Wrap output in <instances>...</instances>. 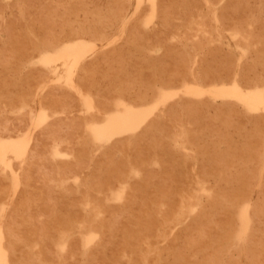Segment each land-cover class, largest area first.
<instances>
[{"label":"bare ground","instance_id":"obj_1","mask_svg":"<svg viewBox=\"0 0 264 264\" xmlns=\"http://www.w3.org/2000/svg\"><path fill=\"white\" fill-rule=\"evenodd\" d=\"M32 1L33 0L29 1V3ZM40 1H39V3H40ZM44 1H46V0H44ZM59 1H56V3ZM64 1H66V0H63V2ZM82 1H84V0H82ZM93 1H91V2H93ZM108 1H110V0H108ZM113 1H115L113 3H116V6L113 3H108V4L106 3V4L108 6L110 4H113L115 9L112 10L113 12L110 11V13H112V15H114L115 18L118 19V17H121L125 14V13L123 14V10H124L123 8H125L124 6H126L127 3L124 0H120V3L117 2L116 0H113ZM136 1L138 2L137 4H140L138 6L140 8L141 3H143L144 1L143 0H136ZM221 1H224L223 5L217 8L216 4L217 3L219 4V2H221ZM11 2H10V4H11ZM50 2H51L50 4L52 5V0H50ZM71 2L72 1H70L69 3H71ZM74 2H75V0H74ZM124 2L126 3V5H124ZM130 2H131V0H130ZM147 2L149 3L150 8H151V14L150 15L149 14L144 15L145 17L146 16H148V17H146V19L144 17L145 24L142 23L143 24L142 26H146V25L148 26V24L153 23L152 21L154 20L155 17L166 18V20H167L169 16H172V17L174 16L171 14H173V12L176 10V12H178V15L184 17L183 19H181V21L182 20L184 21L185 18H186L185 20H187V18H195V17L201 18V21H202V18H203V20H206V19H204L206 17H207V20H208V17H211L210 19L214 18V20H218L220 18L230 19L231 21L234 20L233 21L234 23L231 24V28L233 27L232 29H234V34H231L232 29L229 30V28L226 27V28H228L229 35L231 34L230 37L232 39H233V35H237V34H239V32H241L240 29L244 25L243 24L244 21H242V20H246V19L256 20V18H260V17L264 16V14L262 12L256 13V14L251 13L248 9L249 8L248 4H247L248 1H245V0H165L166 4L163 3L164 0L163 1L161 0V2H159V0H147ZM147 2H146V4H148ZM14 3H16V2H13V4ZM47 3H49V2H47ZM100 3H101V0H100ZM162 3L165 5H163ZM30 4H32V3H30ZM60 4H62V3H60ZM66 4H68V2ZM74 4H71V5L73 6ZM80 4H83V3H80ZM137 4H136L135 8H137ZM261 4H263V3H261ZM2 5H4V4H2ZM33 5L34 4H32L31 6H33ZM35 5H36V3H35ZM56 5H55V7L58 8V6H56ZM63 5H64V3H63ZM63 5H62V7H63ZM71 5H69V6L71 7ZM76 5L77 4H75V7H76ZM107 5L105 6L106 8L108 7ZM15 6H17V5H15ZM45 6H44V8H40V9H42V10L47 9L48 10L49 7L45 8ZM113 6H111L110 8H112ZM3 7L4 6H1V8H3ZM25 7L27 8L28 5ZM50 7L53 9V6H50ZM66 7H68V6L66 5ZM101 7H104V5H102ZM101 7H100V9H102ZM26 8H24V9H26ZM38 8H37V10L39 11L40 9H38ZM106 8H105L106 13H109V12H107ZM110 8L108 9V11L110 10ZM127 8L128 7H126L125 10H128ZM139 8H137V11H136V9H134V10L136 12H138ZM81 9L83 10V14H84V12H87L84 9V6H82ZM255 9H256V7H255ZM255 9L253 8V10H255ZM3 10H1V11H3ZM49 10H51V9H49ZM57 10H59V9H57ZM57 10H56V12H57ZM67 10L69 11V9H67ZM95 10H96V8H95ZM103 10H104V8H103ZM1 11H0V13H2ZM78 11L79 10H77V12ZM89 11H92V10H89ZM94 11H92V12L94 13ZM255 11H253V12H255ZM49 12L50 11H48L47 14ZM54 12H55V9H54ZM64 12H65V9H64ZM96 12H98V11H96ZM99 12H101V11H99ZM12 13H15V12L12 11ZM16 13H17V11H16ZM33 13L31 12V14H33ZM42 13L45 15V10H44V12L42 11ZM73 13L74 14H71V13L70 14L74 15L75 17H76V15H79V13L76 14L75 11ZM133 13H134V11H133ZM61 14L62 13H60V15ZM94 14H96V13H94ZM102 14L104 15V13H102ZM56 15L59 16V14H56ZM64 15H63V17H64ZM98 15H100V13ZM25 16H26V14H25ZM41 16H42V14H41ZM41 16H40V19L43 18V16L42 17ZM66 16H70V15H66ZM108 16H109V14H108ZM136 16H137V18H139L138 14ZM13 17H14V15H13ZM61 17H62V15H61ZM104 17H105V15H104ZM176 17L178 18L177 15H176ZM34 18H35V16H34ZM38 18H39V16H38ZM45 18H46V16H45ZM134 18H136V17H134ZM198 18H197V20H199ZM15 19H16V17L14 18V20ZM40 19L38 20L39 23H40ZM46 19L45 20L43 19L42 22L48 21V19L47 20ZM69 19H70V17H69ZM85 19H87V17L85 18V15H84L83 20H85ZM178 19L180 20V18H178ZM20 20H22V19H20ZM20 20H19V22H20ZM26 20H27V24H28L29 19L27 17H26ZM35 20H36V18H35ZM52 20H54V19H52ZM100 20H101V17H100ZM103 20H105V19H103ZM127 20H130V19L126 18L125 22H128ZM214 20H212V21H214ZM262 20H261V23H263ZM4 21H6V19ZM33 21L34 20L32 18V25L34 24ZM49 21H50V19H49ZM49 21H48V23L50 24ZM56 21L57 20H55V22ZM71 21L74 22L75 19L72 18ZM78 21L80 22V20H78ZM95 21H98V20H96V18H95ZM107 21H108V19H107ZM133 21H134V19H133ZM133 21H132V24L134 23ZM138 21H140V20H138ZM169 21H170V17H169L167 22H169ZM172 21L170 23H172ZM181 21H178V22H181ZM191 21L193 22V19ZM36 22H37V20H36ZM75 22H77V21H75ZM120 22H122V21L120 20ZM174 22H177V21H174ZM217 22L220 24L219 20ZM2 23L0 24L1 27H2ZM52 23H54V22H51V24ZM64 23H67V22L64 21ZM102 23H101V25H102ZM106 23H108V22H106ZM106 23H104L105 26H106ZM188 23H189V20H188ZM188 23L186 25H188ZM191 23H189L190 26H191ZM199 23L201 24V22H199ZM199 23L197 22V24H199ZM204 23H209V22L204 21ZM215 23H216V21L213 24H215ZM244 23H246V21ZM15 24H17V23H15ZM58 24H61L63 26L62 22H59ZM78 24L79 23H77V25ZM88 24L89 23H87V25ZM132 24H129V26L130 25L132 26ZM227 24H228V22H227ZM256 24H258V23H256ZM32 25L30 26L31 30L35 27L33 25V28H32ZM42 25L44 26L45 24H42ZM55 25L57 26V24H55ZM55 25H52V27ZM124 25L122 26L123 27L122 30H124ZM138 25H139V23H138ZM161 25H163V24H161ZM178 25H180V24H178ZM201 25H199V26H201ZM228 25H230V24H228ZM248 25H250V24H248ZM258 25H256V26H258ZM11 26H12V23H11ZM99 26H100V24H99ZM152 26H153V24H152ZM252 26H253V24H252ZM252 26H251V28H252ZM261 26H262V24H261ZM24 27L27 28L26 24ZM63 27H65V29L67 28V26H63ZM88 27H89V25H88ZM133 27H134V25H133ZM166 27H168V26L165 25V28ZM177 27H179V26H177ZM197 27H194V28H197ZM201 27L200 28L198 27L200 31L202 28H204V27H202V28ZM215 27H217V26H215ZM248 27L250 28V26H248ZM19 28H21V27H19ZM30 28L26 29V30H29V33H31ZM83 28H85V27H83ZM135 28L136 27H134L133 29H135ZM173 28L176 29V27H174V26L171 29H173ZM218 28H219V26H218ZM218 28H215L214 31L217 32ZM226 28H225V30H226ZM49 29H50V27H49ZM55 29H57V28H55ZM60 29L63 32L64 28H60ZM80 29H82V28H80ZM104 29H106V27H104ZM142 29H143V27H142ZM160 29H161V31H163L165 33V31L162 30V28H160ZM189 29H192V28H189V26H188V30ZM256 29H258V28H256ZM70 30H71V27H70ZM79 30L77 31V29L74 28L73 31L69 32V36L70 35L76 36L77 34H80V33L85 34V32H86V29H82L80 31ZM96 30H97V28H96ZM96 30H94V31H96ZM99 30H101V29H99ZM128 30H130V29L128 28ZM136 30L138 32V29H136ZM209 30H211V28H209ZM251 30L249 33L250 35L252 34ZM16 31H18V30H16ZM19 31H21V30H19ZM33 31L34 30H32V32ZM59 31L57 30L56 33L61 32V31L60 32ZM65 31L67 32V30H65ZM178 31H179V28H178ZM178 31L175 30V32H177V33H178ZM181 31H179V32H181ZM197 31L195 30V32H197ZM242 31H244V30H242ZM259 31L262 32L261 35H263V38H264L263 29H261ZM11 32H12V30H11ZM21 32H18V33H21ZM45 32H47V31H45ZM97 32H98V30H97ZM168 32L170 33V30ZM168 32H166V34ZM185 32H186V30L184 31V33ZM199 32H198L197 36L195 34V37H197V42L201 41L198 38ZM206 32L207 31L204 30L203 33H206ZM210 32H212V31H210ZM244 32H246V31H244ZM6 33H7V31H6ZM29 33H26V34H28L29 37L30 36L32 37L33 35H31ZM33 33H36V32L34 31ZM50 33L48 35L49 38H50ZM89 33L90 32H88L87 34H89ZM123 33L121 35H123ZM133 33H136V31ZM140 33H142V32H140ZM150 33L151 32H149L148 34H150ZM156 33L159 34V32H156ZM172 33H174V31H172ZM191 33L193 34L194 32H191ZM191 33H189L187 35H190ZM203 33L201 32V34H203ZM257 33L259 34V37H260V32H257ZM21 34H20V36H21ZM36 34H34V35H36ZM43 34H44V32H43ZM63 34H66V33H63ZM98 34L99 35L103 34V31L101 32V34L99 31ZM111 34L112 33H110V35ZM131 34L129 35L130 37L132 36ZM145 34H147V33H145ZM154 34L155 33H153L152 35L154 36ZM160 34H161V32H160ZM168 34H167V37H168ZM179 34H177V35H179ZM192 34H191V36L193 37L194 35H192ZM201 34L199 35V37L202 36ZM218 34L220 35L219 32H218ZM244 34H246V33H244ZM244 34L240 33L239 38L242 37L241 35L244 36ZM10 35L12 36V34H10ZM54 35L58 36L59 34L54 33ZM81 35H77L78 37L74 36L75 38L71 36L72 38L65 40L66 37L68 36V32H67V36H65L64 39H62L60 37V35L58 36V37H60V39H62V42H58L59 39H56L57 41H55L54 40L55 38H52V39L46 38L47 36L45 37L44 35H42L44 37L43 39H41V36L39 37L40 39L39 38L32 39L30 37V39H32V40H30V45H31L30 50H31V52H39L40 56L37 57L36 59H39L38 62H40L41 65L44 64V66L46 65L45 67L49 66L50 68H52L51 69L52 73H55V72L58 73L59 71H57V70L59 69V67L61 65L62 70L60 71V73H58V77L57 78L55 77L56 78L55 83H56V81H59V80L63 81L64 83H62V82H58V83H60V84L62 83L64 85H67L70 90L72 89L79 96V98H80L79 101H80V103L82 102L81 105H83L85 107L84 110L86 111V113H91L94 111V113L96 115L88 114L89 116H91V118L88 119L85 123L87 130L89 132V135H91V137H92L91 138L92 142L94 141V143H97L98 147H101V148L106 147V146L108 147V145H110V146L112 145V149L106 154V156H103V158H95L96 156L94 157V154H93V151L95 149L92 150V147L94 145L92 144V142H90L91 140H89L88 137L83 138L82 136H84V135L82 133H81L82 135L81 136L79 135V137H82L83 139L81 141L79 140L80 142L77 145V147L76 146L75 147H69L71 145L70 144V145H67L66 149H63L62 148V147H64V146H62L63 141H58L55 144L53 143L54 144V147L52 149L53 153H51V154H53L54 156L64 157L66 155H68V156L73 155L75 157L72 162H70V161L67 162L68 164L70 162V164L68 166L65 165L68 169L73 170L74 168L79 166L80 163H82V162H86V161L94 162L95 163L94 174H93V176H90L89 178L85 177L86 179H84V180L82 179L83 180L82 181V180H80V177L82 176V174L79 177L77 172L76 173L73 172V175L71 173V175L74 176V179H75V182H74V180L71 179L74 182V186H72V187L70 185L71 183H69L70 186H68L66 184V181H67L69 176L68 177H61L60 179H58V181L55 179L56 184L59 185L58 187H60V189H59L60 193H59V197L57 199H53V198L49 197V194H50L49 191H47V193H48L47 194L44 191H42L43 189L40 190L41 188H39V190H40L39 192L41 193L40 197H39L38 201H36L37 199H35V201H34L33 196L31 195V193L33 191H31V189L28 187L30 190L23 188L24 190H23L22 194L19 193V191H18V193H19L18 197H20V195L21 196L23 195V197H24L23 200H21L19 202H15L16 200H14L13 202L10 201L9 205L5 204L3 201H1L0 202V213H2V215L0 216V264H264V161H255V159L252 158L253 156L260 158V156L263 157V155H264V119H262L264 117L254 118L255 121L253 123H255V125L257 126V129L256 130L254 129L255 135L253 134L254 135L253 138L256 141V145H255L256 150L251 148L254 146L251 145L249 147V145H247L249 148H251V150L252 149L255 150L254 152H250L248 149L245 150L246 148L243 149L244 151H240V150H238V148L233 147L231 143H228V144H231V146L227 145L228 147L226 146L227 147L226 149H224L225 147L221 149V148L215 146L214 143H213L214 145L213 144L203 145V144H200L201 143L200 142L199 144L203 145V146L195 145L197 142L195 140L196 142L194 144L191 141L192 143H191L190 147L192 150L190 149V151H192V152H189L188 150L187 151L189 154L191 153V156H192L193 151L195 152L194 149H196V154L203 158L202 160H200L201 158H199L200 161H197V162L196 161L195 162L189 161L185 157L188 154L182 153V152H187L186 150L182 151V150H184L183 148H187L183 145L185 143L184 142L185 140L183 139L184 141H183V143L181 142L182 143L181 144L179 142V140L175 137L176 135H179V133H177L175 135L174 133L177 130L175 129L174 130L175 132L172 131V129H171L172 128L171 127L172 121L170 122L168 118L167 119L165 118L166 120H160V118H159V120H157L155 118V116H157V113L160 111H161L160 113H162L163 115L164 114H167L169 116L172 115L170 117H173V115H179V116L187 115V118L189 115H197L198 116L199 114H202L206 111L207 106H208L207 104H209V102H211V101L216 102L215 101L216 98H222V99H224V101L226 99L231 100V101L234 100L237 103L236 104L232 101L234 105L231 103L232 105L228 104L225 106L217 107L215 109V113L220 115V116L224 115V116H230L231 117V115H232V116L238 117V115L241 114V109L237 108L238 105L243 108L242 113H244L248 116L255 114V113H258V112L264 113V74L259 77L258 76L259 74L257 72L256 76L258 77V79H255L253 82H248V84H246V85L243 84L241 79H243V81H245L244 78L247 76L245 74L238 72L239 69L238 70L236 68L234 69L233 68L234 64H232L233 66L230 65L231 64L230 59L232 58V62H233L234 61L233 60L234 55H232V57H231V53L229 54V52L225 54V58L227 61L225 59H223V60L221 59L223 61L222 63H224V60H225V62L229 61V63L223 64V65L221 64L222 66L219 67V65H217V64L221 63V61L219 59L220 63L216 64L218 67H215V65L213 64L215 68L213 70H211L208 67L212 66L211 62H213V61H209L211 64L209 63L208 65H210V66L206 65V66L201 67V70L195 71L193 67H189L190 64L188 65V61L190 60V58L188 57V53L190 54V51H188V50L186 51L185 49H182L186 52H183L182 50H181V52L178 51V56L181 55V57L182 56H183V58L185 57L186 61L183 63V65L181 64L182 65L181 69H179L177 71L175 69V71H173L172 73H170V71H169L168 74L166 73L167 75L158 74V75L154 76L152 74L153 76L150 77L151 79L150 78H148L149 80L147 79L146 84L144 83L143 80H141L143 78H140V82L143 81L141 83L144 84V87L139 82V80H137V78H130L129 79L128 75H127L128 73L126 74L127 77L126 76L121 77V75H120L119 79H117L116 81H113V82L111 81L112 82L111 85H108L111 82H109L107 80L109 82V83L105 84L107 87L100 84L102 87H105L104 88L105 91L103 93H100L98 88L95 85H92L91 83H89V81L87 79V77H88L87 74L91 71L92 65L94 64V61L88 60L90 64H87L85 62L87 58L93 57L98 52V48H97L98 44L96 43L97 40H88L84 37H80ZM96 35H97V33H96ZM134 35H135V38H137L136 34H134ZM143 35H140V36L143 37ZM161 35H163V33ZM170 35H171V33H170ZM181 35L183 37L186 36L185 34H181ZM181 35H179V36H181ZM250 35H248V36L250 37ZM255 35H257V34H255ZM15 36H16V34H15ZM23 36H24V34H23ZM53 36H51V37H53ZM105 36H106V34H105ZM179 36H177V37L179 38ZM205 36L207 38V34H205ZM215 36H217V34ZM248 36L247 35H246V37L244 36L245 40L243 39V37L241 39H243V41H247V43H248L249 42L248 40L251 39L250 38L247 40ZM257 36L255 38H259ZM33 37H35V36H33ZM62 37H64V36H62ZM209 37L211 39L212 44H214L212 41L213 40L212 35L209 34ZM174 38H172V39H174ZM235 38L238 39V37H236V36L234 37V39ZM117 39H118V37H117ZM159 39H160V37H159ZM165 39L166 38H164V41H166ZM172 39H170V41ZM237 39H235V40H237ZM24 40H25V38H24ZM63 40H65V41H63ZM111 40L113 41V38ZM142 40L144 41V39H142ZM161 40H162V38H161ZM175 40H177V38ZM26 41H27V39H26ZM152 41H154V40H152ZM157 41H158V39H157ZM188 41L194 42L196 40L195 39L194 40L189 39ZM220 41H221V39H220ZM220 41L218 40V42H220ZM239 41H238V43H239ZM127 42H128V40H127ZM204 42H203V44H204ZM254 42H256V41L254 40ZM254 42L250 41V43H253V44H254ZM110 43H112V42H110ZM121 43H122V45H124L123 42H121ZM124 43L127 44L126 41ZM156 43L160 44L158 42H156ZM161 43H163V42H161ZM200 43H202V41ZM206 43H208V42L206 41ZM247 43L245 46L247 47L248 50L253 48V47L256 48V46L259 45V44H256L257 43L256 42L254 46H253V44L250 45L249 43L247 46ZM260 43L264 44L263 41L262 42L260 41ZM129 44H130V40H129ZM147 44L149 45L150 43H147ZM173 44H172V49H173ZM7 45H8V43H7ZM150 45H152V42ZM170 45H171V43H170ZM192 45L194 46V44H192ZM208 45H210V44H208ZM226 45H227V47H229L228 44H226ZM133 46H131V47H133ZM174 46H175V44H174ZM245 46H243V47H245ZM13 47H15V46L13 45ZM109 47L111 49V46H109ZM116 47H117V45H116ZM144 47H146V46H144ZM144 47L142 49H144ZM163 47L167 48V46H165V43H164ZM170 47H169L168 51L170 50ZM241 47L239 45L238 49L240 50ZM127 48L128 47H126V50H128ZM146 48H147V50L149 49L148 47H146ZM117 49H118V47H117ZM133 49L135 50V52H137L135 48H133ZM133 49L130 48V50H132V51H133ZM153 49H155V48H153ZM244 49L241 48L242 52H246V50L244 51ZM239 50H238V52H239ZM132 51L131 52L129 51V52L132 54L134 52V51L133 52ZM138 51H139V49H138ZM163 51H162V53H163ZM2 52H3V50H2ZM149 52H151V50H149ZM152 52H154V51H152ZM165 52H167V51L165 50ZM169 52H171L170 54L174 53L172 51H169ZM179 52L180 53L183 52L186 54H184L185 55L184 56L183 54H180ZM262 52H264V49L262 50ZM7 53L9 54V52H7ZM10 53H11V51H10ZM154 53L152 54L153 56L155 55ZM116 54H117V52H116ZM147 54H150V53H147ZM244 54L245 53L239 54L240 60H239V57H238V59L237 58L236 59L239 60V62H241V60L243 59L241 56L243 55V57H244L245 56ZM262 54L263 53H261V55H260L261 57H263ZM13 55H16V54L14 53ZM100 55L98 57L97 56L96 57L99 58V57H101ZM159 55L160 54H158V56ZM173 55H177V54H173ZM258 55H259V53L256 56H258ZM138 56H141V55H138ZM195 56H196V54H195ZM215 56H217V55L215 54ZM146 57L148 58V56H146ZM246 57H247V55H246ZM139 58H141V57H139ZM173 59H174V57H173ZM177 59L183 60L180 57H178ZM192 59H194V57ZM211 59H213V58H211ZM142 60H143V58H142ZM199 60H200V58H199ZM175 61H177V60L175 59ZM194 61H195V59H194ZM196 61H197V59H196ZM28 62L30 63V61H28ZM33 62H36L35 64H37V61H34V59H33ZM179 62H180V60L178 61V63ZM200 63H202V62H200ZM207 63H208V61H207ZM234 63L236 64L238 62L234 61ZM35 64H33V65H35ZM195 65H196V62H195ZM239 65H240V63H239ZM254 65H255V63H254ZM0 66H1V64H0ZM44 66H39V67H44ZM133 66H134V64H133ZM177 66L178 65H176V67ZM193 66H194V64H193ZM242 66H244V64ZM245 66H247V65H245ZM245 66L241 67V68L244 70L245 69L249 70L252 68L251 65H248L246 68H245ZM49 67H48V69H50ZM94 67H95V65H94ZM105 67L107 68L106 65H105ZM235 67H236V65H235ZM262 67H264V66H261V68ZM8 68H9V66H8ZM33 68L34 67H32V70H33ZM247 68H249V69H247ZM18 69H19V66H18ZM45 69H47V68H45ZM152 69H154V68H152ZM110 70H112V69L110 68ZM252 70H253V68H252ZM252 70H249V72L253 73L254 71H252ZM27 71H28V69L26 70V73H27ZM29 71H30V73L33 74V72H31L30 69H29ZM100 71L103 72V70H100ZM166 71H168V70H166ZM11 72H14V70L10 71V73ZM17 72H19V71H17ZM39 72H41V71L39 70ZM155 72H156V69H155ZM47 73H48V71H47ZM108 73H107V76H108ZM136 73L137 72H135V74ZM162 73H164V72H162ZM8 74L9 73H7V75ZM27 74L29 75V72ZM100 74H102V73H100ZM255 74H256V71H255ZM40 75L41 74H39V77H40ZM116 75H118V74H116ZM47 76L50 77L49 75H46V79H47ZM254 76L255 75H253V77ZM24 77H25V79L27 77L29 79V77H31V76L29 75V76H24ZM35 77H36V74H35ZM97 77H99V76H97ZM102 77H103V75H102ZM132 77H134V76H132ZM257 77H255V78H257ZM15 78L13 77V82H14ZM51 78H52V76H51ZM106 78L107 77L105 75L104 81H106L105 80ZM249 78H251V76ZM28 79H26V80L28 81ZM26 80L25 81L22 80L21 82L22 83H23V81L26 82ZM33 80H35V79H33ZM37 80H38V78H37ZM207 80H209L210 84L209 83H206V84H209L211 86V88L209 87V89H205L208 85L206 87L205 86L203 87V85H204L203 83L206 82ZM247 80L248 79H246V81ZM259 81L261 82V84L259 83ZM100 82H101V80H100ZM16 83H18V82H16ZM49 83H51V82H49ZM52 83H54V79H53ZM55 83H54V85H55ZM139 83L142 85L141 88L136 87V85ZM178 83L181 84L180 85L181 87L179 86L180 87L179 90L169 86V85L178 84ZM140 84L138 87H140ZM11 85H13V86L15 85V87H16L17 84H14V83L12 84V82H11ZM11 85H9V86H11ZM43 85H44V87H47L46 85H48V83H46V85L45 84H43ZM13 86H11V87H13ZM18 86H21V88H23L22 85H18ZM28 86H30V85H28ZM57 86L61 87V85L60 86L57 85ZM57 86L55 88V91L58 90ZM32 87H30V89ZM35 87H33V88L35 89ZM37 87H38V85H37ZM41 87H43V86H41ZM62 87H64V86H62ZM39 89H41V88H38V90ZM43 89H46V88H43ZM104 89L101 88L102 91ZM14 91L12 90L13 93L12 92H10V93L14 95L15 94ZM28 92H30V90ZM34 92H36V91H34ZM181 93L184 95H187L189 97L188 98L189 100H190V97H196L197 99H200L199 97H203L206 95L209 96L208 97L209 99H210V97L212 99H210V101H208V99H207L208 102L205 101V102H207V104L204 103V105H202L203 101L201 102V105H199L200 101H201V100H199V103L197 104L199 106H196L194 104L196 101L193 103L194 105H190L192 102L189 105H185V104H187L186 103L187 101L185 102V104L183 102V104H184L183 105V104H181V102H182L181 101L180 103H176V104H174V102H173V104H170L168 106L167 103L169 102V100L174 99L177 96H181ZM2 95H1V98L3 99ZM13 95H12V97H13ZM31 95H32V90H31ZM31 95H29L30 98H31ZM35 95H33V96L35 97ZM51 95H53V94H50L49 96H43V95L42 96L50 98ZM57 95L59 98V94H57ZM20 96H22V95H20ZM25 96H27V95L25 94ZM207 96H206V98H207ZM185 98H187V97L185 96ZM41 99H42V97H41ZM182 99H183V97H182ZM197 99H195V100H197ZM7 100L8 99H6V101ZM30 100H32V99H30ZM52 100H53V97H52ZM189 100H188V102H189ZM176 101L178 102V100H176ZM184 101H185V99H184ZM0 102H1V99H0ZM25 102H27V101H25ZM2 103L5 104V102H2ZM218 103H220V102H218ZM30 104H31V102H30ZM34 104H36V103L34 102ZM41 104H42V101H41ZM213 104H217V103H213ZM220 104H222V102ZM235 104L237 105V107H235L236 106ZM46 105H44V106L46 107ZM48 105L51 108L53 106V105L51 106L50 103ZM5 106H6V104H5ZM167 106H168V108H167ZM210 106H211V103H210ZM18 107H21V106L18 105ZM45 107L39 108L38 113L36 114V116L32 120L31 126L32 125H34V127L40 126L41 124L47 122L48 119L51 117L52 111L49 112L48 109ZM15 108H17V107H15ZM64 108H65V106H64ZM80 108H81V106H80ZM210 108L212 109V107H210ZM19 110H20V108H19ZM19 110H18V112H19ZM74 110H72V111H74ZM82 110H81L80 114H82V112H83ZM25 111H27V110H25ZM25 111H24V113H27ZM55 111H57V110H55ZM1 112H2V110L0 111V113ZM5 112L7 114V111H5ZM32 112H33V110H32ZM29 113L33 117L34 114H32L29 111L28 112L29 116H30ZM75 113H76V111H75ZM208 113L209 112H207V115H208ZM215 113L213 115H215ZM21 115H23V114H21ZM21 115L19 114V116H21ZM59 115H61V114H59ZM68 115H66V117H68ZM14 116L17 118V116L15 114H14ZM25 116H27V115H25ZM29 116H28V118L31 121L32 118H30L31 116L30 117ZM55 116H57V115H55ZM179 116H176V117H179ZM74 117H72V118H74ZM79 117L81 118V116H79ZM164 117L165 116H163V118ZM259 117H261V116H259ZM201 118H199V119L201 120ZM204 118H205V116H204ZM6 119L8 121V118H6ZM77 119H78V117H77ZM179 119H181V118H179ZM186 119H184V120H186ZM230 119L226 121V125H232V123L236 124V121L238 124L239 123L238 121H240L239 119L236 120L234 117L232 119L236 120L235 122H232L233 120L231 121ZM5 120H4V122H5ZM10 120L12 121V119H10ZM215 120H216V118H215ZM245 120H246V118H245ZM249 120L251 121L250 118H249ZM65 121H66V118H65ZM67 121H69V120H67ZM177 121H175V123ZM181 121H183V120L181 119ZM241 121H242V119H241ZM8 122L10 123V121H8ZM8 122H6V123L8 124ZM218 122H219V120H218ZM242 122L244 124L245 121H242ZM242 122H241V126H242ZM21 123H23V122H21ZM24 123H25V121H24ZM28 123L29 122H27V124ZM59 123H61V122H59ZM74 123H75V121H74ZM183 123H184V121H183ZM246 123L247 122H245V124ZM52 124L49 122V125L52 126V128H53L54 125H52ZM176 124L174 125V127L176 126ZM187 124H188V122H187ZM197 124L198 123H196V126H197ZM4 125H6V124H4ZM45 125H47L46 127H48V123ZM45 125H44V127L42 126L43 130H44V128H46ZM66 125L70 126V124L68 125L67 122H66ZM178 125H179V123H178ZM182 125L183 124H181V126ZM200 125H202V123ZM239 125H240V123H239ZM247 125H248V123H247ZM247 125H245V126H247ZM0 126H2V124ZM24 126H26V125L23 124L22 127H24ZM194 126L195 125L193 124V127ZM223 126L224 125H222V127ZM236 126L238 128V125H236ZM252 126H254V125H252ZM19 127H21V126H19ZM19 127L17 128V126L15 127V125H14L13 129L17 128L19 130ZM55 127H58V126H54V128ZM182 127H184V126H182ZM182 127L180 129H182ZM187 127H189V126L187 125ZM205 127H207V126H205ZM2 128L5 129V126H3ZM197 128H198V126H197ZM202 128H203V125H202ZM252 128H254V127H252ZM17 129H15V130H17ZM29 129L30 128H28V130ZM35 129L36 128H34V130ZM42 129H41V131H42ZM61 129H63V128H61ZM160 129H164V132L162 134L163 136L161 138L160 137L158 138L157 135H158V132L159 133L161 132ZM185 129L186 128L184 127V130ZM207 129H208V127H207ZM207 129H206V133H207V137H209ZM240 129H241V127H240ZM246 129H248V128H245V130ZM28 130L25 133L22 132V134H17V135H14V134H16V131H14V130L13 131L15 133L13 135H2V133H0L1 134L0 135V168H1V171H4L6 174L4 176L1 175V181L3 179L5 180L6 178H9L12 181L11 184H13V187L15 188V189H13L14 191L17 190L21 184L29 186L33 180L32 178L34 177V175H30L32 172L31 169H30L31 170L30 173H29V171L25 172V173H20L18 171L20 169H18L19 167L17 166L19 164H17L16 162L15 163L13 162V160H20V163L21 162L27 163V160L31 156H34V154H33L34 144L32 146V141H33L32 134L33 133H31L30 130L29 131ZM187 130H189V129H187ZM194 130L195 129H193V131ZM202 130H200V131L203 132L204 130L203 131ZM7 131H8V129H7ZM41 131H38V132L41 133ZM54 131H55V129H54ZM212 131L209 133L211 134ZM38 132L35 131V134H39ZM43 132L46 133V131H43ZM84 132H87V131H84ZM198 132H199V130H198ZM229 132H231V131H228V134H230ZM237 132H239V131L237 130ZM7 133L9 134V132H7ZM47 133H46V135L49 134V133L48 134ZM77 133H76V135H78ZM180 133H181V131H180ZM189 133H190L189 136L191 139L192 134H191V132H189ZM215 133H217V132H215ZM231 133L233 134V132H231ZM51 134L52 133H50L48 135V137H47L48 139L52 138L53 135L51 136V138H49V136ZM55 134H56V131H55ZM244 134H246V133H244ZM185 135L187 136V133ZM185 135L183 137H185ZM197 135L199 136V134H197ZM202 135H200V136H202ZM35 136L37 137L38 135H35ZM39 136H38V139H39ZM43 136L44 135H42V138H43ZM73 136H75V135H73ZM179 136H181V135H179ZM179 136H177V137H179ZM229 136H227V137H229ZM245 136H247V135H245ZM245 136H244V138H245ZM249 136H250V134H248V137ZM59 137H60V135H59ZM63 137H66V136H63ZM219 137L220 136H218L217 138H219ZM227 137H225V139ZM240 137L242 138V134H240ZM60 138L62 139V137H60ZM53 139L54 140L57 139L56 136H55V138L53 136ZM68 139L69 138H67V141H68ZM76 139H75V141H76ZM228 139H226V140L228 141ZM181 140H182V138H181ZM206 140L204 139V143L206 142ZM212 140L216 141V139H214V138ZM235 140H237V139H235ZM235 140L233 139V142H235ZM64 141H66V140H64ZM187 141L188 140L186 139V142ZM238 141H241V140L238 139ZM246 141H247V138H246ZM34 142H36V141H33V143ZM209 142H210V140H209ZM216 142H219V141H216ZM221 142H222V140H221ZM223 142H224V140H223ZM40 143H41V141L36 145L39 146ZM46 143H48V142H46ZM210 143H212V142H210ZM222 143H218V144H222ZM75 144H77V141ZM189 144H190V142H189ZM197 144H198V142H197ZM237 144H238V142H237ZM244 144H245V142L242 143V146ZM36 145H35V148H36ZM44 145L45 144H43V146ZM153 145H155V146L158 145L159 148L160 147L162 148V150H163V148H166L169 152L171 151L172 152L171 155H173L174 158L161 160V161L156 160L157 159L156 157H155V160L146 159L145 156L150 155L149 154L150 150L152 148L154 149L155 146L153 147ZM235 145H236V143L234 144V146ZM110 146H109V148H110ZM238 146H236V147H238ZM96 147H97V145H96ZM47 148L50 150L51 146H50V148L49 147H47ZM179 148L182 149L181 150L182 152L177 151V150H179ZM188 148H189V146H188ZM45 149L43 148V149H41V151L45 150ZM48 149H46V150L48 151ZM153 149L151 151H153ZM157 149H158V147H157ZM39 150L37 149V153ZM154 150L157 151L156 149H154ZM95 152H96V150H95ZM163 152H164V150H163ZM34 153H36V152H34ZM39 153H38V155H40ZM152 154L153 155H152L151 159H154L153 157L155 156L154 155L155 153H152ZM244 154H245L246 158H247V156H252L251 157L252 159L249 160V158H248V160H246V159L243 160V157L240 158V155H244ZM38 155H36V156H38ZM166 156H167V154H166ZM41 157H43V156H41ZM49 157H50V155H49ZM192 157L194 158L195 156L193 155ZM227 157H230V158L232 157V158L229 159ZM236 157H238V159ZM45 158L49 159L47 157H45ZM65 158L66 157H64V159ZM71 158H72V156H71ZM188 158H189V156H188ZM193 158L191 159L192 161L195 159V158L194 159ZM46 159H45V161H46ZM51 159H52V156H51ZM51 159H49V161ZM59 159L60 158H58L56 160H59ZM64 159L63 160L60 159L59 162H61V160L65 161ZM39 160L41 161V159H39ZM53 160L55 161L54 157L51 160L53 165H54ZM252 160H254V161H252ZM33 161H36V158ZM28 162L31 163L30 161H28ZM39 162H37V163H39ZM42 162H44V161H42ZM52 163L50 162V164H52ZM61 163L63 164V162H61ZM14 164H17L16 165L18 167L17 169L15 168ZM31 165H32V163H31ZM53 165H48V166L52 167ZM27 166H25V167H27ZM35 166H37V165H35ZM39 166H40V168L43 167L40 164H39ZM59 166H60V164H59ZM88 166L90 167V163H89V165H87V167ZM21 167H22V164H21ZM32 167L33 166H31V168ZM61 167H63V166L61 165ZM87 167H86V169H87ZM38 169H39V167H38ZM45 169H47V167L44 168V170ZM81 169H82V167H81ZM192 169L193 170L198 169V171L200 170L201 172H204L205 174L203 175V173H202V175H201L200 174L201 172L200 173L198 172V174H200L199 176H196V175L191 176L190 175L191 173L189 174V172ZM24 170H26V169H24ZM39 171H40V169H39ZM47 171H44V174ZM88 172H89V169H88ZM37 173H39V172H37ZM48 173H50V172H48ZM53 173H54V171H53ZM89 173H91V172H89ZM41 174H42V172H41ZM192 174H193V172H192ZM83 175H84V173H83ZM57 176H60V175H57ZM65 176H67V174ZM48 178H49V176H48ZM48 178H46V179L40 178V179H42V184H44L43 180L44 179L48 180ZM81 178H84V176H82ZM34 179H37V181L39 180L38 178H34ZM49 181H53V180L51 179ZM34 182H36V180ZM45 183H46V181H45ZM50 183H52V182H50ZM32 184H34V183L32 182ZM40 184H41V182H40ZM47 184H48V182H47ZM47 184H46V186H47ZM9 185H10V183H9ZM35 185L37 186V184H35ZM10 187H12V185ZM38 187H40V186H38ZM49 187H51V185H49ZM20 188H22V186ZM36 189H38V188H36ZM10 191H9L8 186L6 187L5 185H0V198L3 196H6V195L8 196ZM56 192H58V191H56ZM13 194H16V193L13 192ZM34 194H36V193H34ZM30 196H32L31 199H33L32 203H30L31 201L29 200ZM11 198H14V197H11ZM34 198H37V197H34ZM4 199H7V198H4ZM6 205H8V206H6ZM87 205H89V206L92 205V206L87 207ZM8 207H10L9 208L10 213L8 212L10 214L9 216L7 214V208ZM36 210L37 211L38 210H45V211L48 210L49 216L46 218L47 220L41 224H35V221H33L34 219L32 220V218H31L30 220H31V222L32 221L34 222V225H33V222H32V224H29L28 223L29 217L33 216L32 213H33V211H36ZM44 217H45V215H44ZM33 218H34V216H33ZM38 218H39V215H38ZM18 221H20V222H18ZM178 225H181V228L180 227L178 228L179 232L177 231L176 235L172 234V231Z\"/></svg>","mask_w":264,"mask_h":264},{"label":"rangeland","instance_id":"obj_2","mask_svg":"<svg viewBox=\"0 0 264 264\" xmlns=\"http://www.w3.org/2000/svg\"><path fill=\"white\" fill-rule=\"evenodd\" d=\"M2 1V2H1ZM0 1V5L1 6H4L3 8H1V6H0V11L1 10H3V11H1L2 13H0V20L3 22H1L0 21V24L2 23V27H1V25H0V64H1V66H0V92L4 95H2L1 93H0V99H1V102H0V111L2 110V112L0 113V118L2 119H0V125L2 124V126H0V133H2V135H13L15 132L14 131H16V134H14V135H17V134H22V132L23 133H25V132H27V130H28V128H30L29 130H30V132L31 133H33L32 134V136H33V141H36V142H34L33 143V141H32V146H33V144H34V148H35V145L36 144H38L40 141H41V143H40V145L38 146V145H36V150L33 148V154H34V156H31L28 160H27V163L26 162H24V163H20V160H13V162L15 163H17V164H19V165H17V164H14V166H15V168L17 169L18 167V169H20V170H18L20 173H25V172H28L29 171V173L31 172V170H32V172H31V174L30 175H34V177L32 178L33 180H32V182L34 183V184H32V182H31V184L29 185V186H26V185H23V184H21L19 187H18V189L17 190H13V189H15L14 187H13V184H11V180L9 179V178H6L5 180L3 179L2 181H1V175H6L5 174V172L4 171H1V168H0V185H5L6 187L8 186L9 187V194H8V196L6 195V196H3V197H1L0 199V202L1 201H3L5 204H8L9 205V202L10 201H14V200H16L15 202H19V201H21V200H23V195L21 196L20 195V197H18L19 196V193H21L22 194V192H23V188H26V189H31V191H33L32 193H31V195L33 196V199H34V201H35V199H37L36 201H38V199H39V197H40V190H42V191H44L45 193H47V191H49L50 192V194H49V197H51V198H53V199H57L58 197H59V189H60V187H58L59 185H57L56 184V182H55V179L58 181V179H60L61 177H68V179H67V181H66V184L68 185V186H70L71 185V187L72 186H74V182H75V179H74V176H72L73 175V172H77L78 173V175H79V177L81 176V174H82V176H84V178H81L80 177V180H84V179H86L85 177H87V178H89L90 176H93V174H94V170H95V163L94 162H88V161H86V162H82V163H80V165L79 166H77L76 168H74L73 170H70V169H68L65 165H69L70 164V162H72L73 160H74V156L73 155H66V156H64V157H66L65 159H64V157H61V156H59V157H57V156H54L53 154H51V153H53V147H54V144L56 143V142H58V141H63V143H62V146H64V147H62L63 149H66V147H67V145H70L69 147H77V145L79 144V142L83 139V138H87L88 137V139L89 140H91L90 142H92V137H91V135H89V132H88V130H87V127H86V121L88 120V119H90L91 118V116H89L88 114H90V115H96L95 113H94V111L93 112H91V113H86V111L84 110L85 109V107L83 106V105H81L82 104V102L80 103V98H79V96L71 89H69L68 88V86L67 85H64V84H62V83H64L63 81H56V83H55V79L58 77V73H60V71L62 70L61 68V65H60V67H59V69L57 70V71H59L58 73L57 72H55V73H52V68H50L49 66H47V67H45L44 66V64H42L41 65V63L40 62H38V60L39 59H36L37 57H39L40 55H39V52H31V45H30V40H32V39H34V38H39L40 36H41V39H43L44 37L42 36V35H44L46 38H49V33H50V38L49 39H52V38H55L54 40L55 41H57L56 39H59V41L58 42H62V39H64L65 38V36H67V32H68V36H69V32L70 31H73V29L75 28V29H77V31L80 29V28H82V29H86V32H85V34H82V33H80V34H77V35H81L80 37H84V38H86V39H88V40H97L96 41V43L98 44V46H97V48H98V52L96 53V55H94L93 57H89V58H87L86 59V63L87 64H90L89 63V61H94V64L92 65V69H91V71L87 74V79H88V81H89V83H91L92 85H95L97 88H98V90H99V92L100 93H103L104 91H105V87H107L105 84L106 83H109V82H113V81H116L117 79H119V76L121 75V77H123V76H126V74L128 75V78L130 79V78H137V80H139V82H140V78H143V79H141V80H143L144 81V83L146 84V81H147V79L148 78H150L151 76H156V75H158V74H160V75H163V74H165V75H167L168 74V72L170 71V73H172L173 71H175V69H176V71L177 70H179V69H181L182 68V65H183V63L186 61L185 60V57L183 58V56L181 57V55H179L178 56V51H180L181 52V50L182 49H185L186 51L188 50V51H190V54L188 53V57L190 58V60L188 61V65H189V67H193L194 68V70L195 71H198V70H201V67H203V66H206V65H208L210 62L209 61H213V62H211L210 64L212 65L211 67H208V66H210V65H208L207 67L208 68H210L211 70H213L215 67H218L217 65H219V67L220 66H222L223 64H226V63H229V61L228 62H225V60H226V58H225V54L226 53H228L229 52V54L231 53V57H232V55H234V57H233V60L235 61V62H238V63H234V61L232 62V58L230 59V65H232V64H234V66H233V68L235 69H239L238 70V72H240V73H242V74H245L247 77H245L244 78V80L245 81H243V79H241V81L243 82V84H248V82H253L255 79H258V77L256 76L257 75V72H258V76L260 77V76H262L263 74H264V67H262L261 68V66H264V52H262V50L264 49V44L263 43H260V41L262 42H264V38H263V35H261L262 34V32L261 31H259V30H261V29H263V31H264V16H262V17H260V18H256V20H253V19H246V20H242V21H246V23H244L243 22V27L240 29V31L241 32H239V34H237V35H233V39L230 37V35L231 34H234V29H232L231 28V24H233L234 22V20L233 21H231L230 19H224V18H220V19H218L219 20V22H220V24L217 22L218 20H214V18H212V19H210L211 17H208V20H207V17L206 18H204V19H206V20H203V18H202V21H201V18H198V17H195V18H187V20H185L184 19V21L182 22L181 21V19H183L184 17H182V16H180V15H178V12H176V10L173 12V14H171V15H174L173 17L172 16H169L170 17V21L169 22H167L168 21V19H169V17H168V19L166 20V18H160V17H155L154 18V20L152 21L153 23H150V24H148V26L146 27V26H142L143 24H145V22H144V20L146 19V17H148V16H144L145 14L146 15H150L151 14V8H150V5H149V3L147 2V0L145 1V0H143L144 2V4L143 3H141V6H140V8L138 7L140 4H137L138 2L136 1V0H131V2H130V0H124L126 3H127V5H126V3L124 2V5H126V6H124L125 8H123L124 10H123V16H121V17H118V19L117 18H115V16L114 15H112V13H110V11H112V10H114L115 8H114V6H113V4L116 6V3H113V2H115V1H113V0H110V1H108V0H101V3H100V0H84V1H82V0H75V2H74V0H66V1H64L63 2V0H52V5L50 4L51 2H50V0H46V1H44V0H33L32 2H30V3H32V4H34L33 6H31L32 4H30L29 3V1H31V0H1ZM12 1V2H11ZM25 1V2H24ZM39 1H40V3H39ZM56 1H59L60 3H62V4H60L59 2H57L56 3ZM70 1H72L71 3H69ZM81 1V2H80ZM91 1H93V2H91ZM103 1V2H102ZM112 1V2H111ZM117 2H119L120 3V0L118 1V0H116ZM163 1V0H162ZM245 1H248V9H249V11L251 12V13H263L264 14V0H245ZM10 2H11V4H10ZM13 2H16V3H14L13 4ZM28 2V3H27ZM47 2H49V3H47ZM68 2V4H66ZM97 2V3H96ZM122 2V1H121ZM146 2L148 3V4H146ZM159 2H161V0H159ZM9 3V4H8ZM27 3V4H26ZM35 3H36V5H35ZM42 3V4H41ZM47 3V4H46ZM63 3H64V5H63ZM77 4L76 5V7L78 8H76L75 7V4ZM80 3H83V4H80ZM86 5H85V4ZM108 3H113V4H110L111 6H113L112 8H110L107 4ZM163 3H165V0H164V2ZM162 3V4H163ZM223 3H224V1H221V2H219V4L217 3L215 6L218 8V7H220V6H222L223 5ZM261 3H263V4H261ZM2 4H4V5H2ZM39 4V5H38ZM56 6H58V8H56L55 7V5ZM59 4V5H58ZM71 4H74L73 6L71 5ZM96 4V5H95ZM104 5V7H101L102 5ZM136 4H137V8H139V10H138V12H136L137 11V8H135V6H136ZM143 4V5H142ZM166 4V3H165ZM165 4H163V5H165ZM6 5V6H5ZM15 5H17V6H15ZM28 5V7L26 8L25 6H27ZM46 5V6H45ZM49 5V6H48ZM62 5H63V7H62ZM66 5L68 6V7H66ZM69 5H71V7L69 6ZM102 8V9H100V7ZM108 6L109 8H110V10L108 11V7L106 8L105 6ZM129 5V6H128ZM258 5V6H257ZM8 6V7H7ZM16 8H15V7ZM36 6V7H35ZM40 6V7H39ZM44 6H45V8H48V10L47 9H40V8H44ZM50 6H53V9L50 7ZM80 6V7H79ZM82 6H84V9L87 11V12H84V14H83V8L81 9V7ZM99 8H98V7ZM168 6V5H167ZM39 7V8H38ZM87 7V8H86ZM126 7H128L127 9L128 10H125L126 9ZM255 7H256V9H255ZM6 8V9H5ZM24 8H26V9H24ZM29 8V9H28ZM37 8L38 9H40L39 11L37 10ZM71 8V9H70ZM75 8V9H74ZM95 8H96V10H95ZM103 8H104V10H103ZM105 8H106V10H107V12H109V13H106V11H105ZM150 8V9H149ZM253 8L256 10H253ZM49 9H51V10H49ZM54 9H55V12H54ZM57 9H59V10H57ZM64 9H65V12H64ZM67 9H69V11L67 10ZM98 9V10H97ZM134 9H136V11L134 10ZM251 9V10H250ZM26 10V11H25ZM30 10V11H29ZM44 10H45V15L42 13V11L44 12ZM56 10H57V12H56ZM77 10H79L78 12H77ZM82 10V11H81ZM89 10H92V11H94V13H96V14H94L92 11H89ZM103 10V11H102ZM12 11L13 12H15V13H12ZM16 11H17V13H16ZM25 11V12H24ZM29 13H28V12ZM48 11H50L48 14H47V12ZM67 11V12H66ZM76 12V14H78L79 13V15H76V17L74 16V15H71V14H74L73 12ZM96 11H101V12H99L100 13V15H98L99 13L98 12H96ZM105 11V12H104ZM133 11H134V13H133ZM253 11H255V12H253ZM4 12V13H3ZM31 12L34 14H31ZM64 12V13H63ZM113 12V11H112ZM132 12V13H131ZM141 12V13H140ZM28 13V14H27ZM42 14V16H43V18L42 19H40V16H41V14ZM60 13H62L61 15H62V17H61V15H60ZM66 13V14H65ZM68 13V14H67ZM71 13V14H70ZM98 13V14H97ZM102 13H104V15H105V17H104V15L102 14ZM25 14H26V16H25ZM30 14V15H29ZM47 14V15H46ZM50 14V15H49ZM56 14H59V16H57ZM65 14V15H64ZM83 14V15H82ZM93 14V15H92ZM108 14H109V16H108ZM139 15L138 17L139 18H137V16L136 15ZM13 15H14V17H13ZM17 15V16H16ZM63 15H64V17H63ZM66 15H70V16H66ZM84 15H85V18L87 17V19H85V20H83L84 19ZM97 17H96V16ZM133 15V16H132ZM176 15L178 16V18H180V20L176 17ZM19 16V17H18ZM34 16H35V18H36V20H37V22H36V20H35V18H34ZM38 16H39V18H38ZM41 16V17H42ZM45 16H46V18L48 19V21H49V19H50V24L48 23V21H43L42 22V20L44 19H46L45 18ZM79 16V17H78ZM129 16V17H128ZM13 17V18H12ZM16 17V19L14 20V18ZM26 17L29 19L28 21H29V23L27 24V20H26ZM31 17V18H30ZM60 17V18H59ZM67 19H66V18ZM69 17H70V19L72 20V18H74L75 19V21H77V22H73V21H71L70 19H69ZM100 17H101V20H100ZM123 17V18H122ZM134 17H136V18H134ZM144 17H145V19H144ZM6 19V21H4L5 19ZM32 18H33V22H34V28H33V25H32ZM62 18V19H61ZM91 18V19H90ZM95 18H96V20H98V21H95ZM130 19V20H127L128 22H125V19ZM197 18L200 20H197ZM20 19H22V20H20ZM40 19V23H39V20ZM46 19V20H47ZM52 19H54V20H52ZM67 21H66V20ZM77 19V20H76ZM103 19H105V20H103ZM107 19H108V21H107ZM116 21H115V20ZM123 19V20H122ZM133 19H134V21H133ZM163 19V20H162ZM173 21H172V20ZM176 19V20H175ZM193 19V22L191 21V20ZM263 19V20H262ZM19 20H20V22H19ZM26 20V21H25ZM55 20H57L56 22H55ZM69 20V21H68ZM78 20H80V22L78 21ZM93 22H92V21ZM120 20L122 21V22H120ZM135 23H133L132 24V21ZM136 20V21H135ZM138 20H140V21H138ZM143 20V21H142ZM188 20H189V23H191V26H190V24L188 23ZM212 20H214V21H212ZM253 20V21H252ZM261 20H262V22L263 23H261ZM64 21L65 22H67V23H64ZM82 21V22H81ZM91 21V22H90ZM108 22V23H106V22ZM113 21V22H112ZM131 21V22H130ZM138 21V22H137ZM172 21V23H170ZM174 21H177V22H174ZM178 21H181V22H178ZM204 21H207V22H209V23H204ZM216 21V23L215 24H213L214 22ZM224 21V22H223ZM51 22H54V23H52L51 24ZM59 22H62V24H63V26H67V28L65 29V27H63L61 24H58ZM86 22V23H85ZM103 22V23H102ZM156 22V23H155ZM163 22V23H162ZM188 23V25H186L187 23ZM195 22V23H194ZM197 22L199 23V22H201V24L199 23V24H197ZM213 22V23H212ZM223 22V23H222ZM227 22H228V24H230V25H228L227 24ZM231 22V23H230ZM252 22V23H251ZM260 22V23H259ZM9 25H8V24ZM11 23H12V26H11ZM15 23H17V24H15ZM36 23V24H35ZM39 23V24H38ZM45 24L44 26L42 25V24ZM73 23V24H72ZM77 23H79L78 25H77ZM87 23H89L88 25H89V27H88V25H87ZM92 23V24H91ZM101 23H102V25H101ZM104 23H106V26H105V24ZM126 23V24H125ZM138 23H139V25H138ZM143 23V24H142ZM167 23V24H166ZM222 23V24H221ZM255 23V24H254ZM256 23H258V24H256ZM14 24V25H13ZM25 24H26V27L27 28H25L24 26H25ZM38 24V25H37ZM41 24V25H40ZM55 24H57V26L55 25ZM99 24H100V26H99ZM125 24V25H124ZM129 24H132V26L130 25L129 26ZM141 24V25H140ZM152 24H153V26H152ZM155 24V25H154ZM157 24V25H156ZM161 24H163V25H161ZM171 24V25H170ZM177 24V25H176ZM178 24H180V25H178ZM208 24V25H207ZM226 24V25H225ZM248 24H250V25H248ZM252 24H253V26H252ZM261 24H262V26H261ZM20 25V26H19ZM28 25V26H27ZM32 25V30H34L36 33H33L32 32V30H31V28H30V26ZM51 25V26H50ZM52 25H55V26H53L52 27ZM83 25V26H82ZM85 25V26H84ZM98 25V26H97ZM109 25V26H108ZM124 25V30H122V26ZM133 25H134V27H136L135 29H133L134 27H133ZM165 25H167L168 27H166L165 28ZM170 25V26H169ZM183 25V26H182ZM186 25V26H185ZM199 25H201L202 27H204V28H202L201 26H199ZM212 25V26H211ZM256 25H258V26H256ZM8 26V27H7ZM17 28H16V27ZM42 26V27H41ZM48 26V27H47ZM71 27V30H70V27ZM76 26V27H75ZM80 26V27H79ZM96 26V27H95ZM106 27V29H104V27ZM150 26V27H149ZM152 26V27H151ZM176 27V29L175 28H173V29H171L172 27ZM177 26H179V27H177ZM187 28H185V27ZM188 26H189V28H192V29H189L188 30ZM193 26V27H192ZM202 28L201 29V31L199 30V28ZM206 26V27H205ZM215 26H217V27H215ZM218 26H219V28H218ZM247 26V27H246ZM248 26H250V28H251V26H252V30L248 27ZM4 27V28H3ZM12 27V28H11ZM19 27H21V28H19ZM30 28V32L31 33H29V30H26V29H29ZM44 27V28H43ZM49 27H50V29H49ZM64 28L63 29V32L61 31V29L60 28ZM83 27H85V28H83ZM95 27V28H94ZM101 27V28H100ZM132 27V28H131ZM142 27H143V29H142ZM170 27V28H169ZM194 27H197V28H194ZM226 27H228L229 28V30L230 29H232L231 31V34L229 35V30H228V28H226V30H225V28ZM255 27V28H254ZM263 27V28H262ZM16 28V29H15ZM55 28H57V29H55ZM89 28V29H88ZM96 28H97V30H98V32H97V30H96ZM128 28L130 29V30H128ZM160 28H162V30H164L165 31V33L163 32V31H161V29ZM178 28H179V31H181V32H179L178 31ZM194 28V29H193ZM209 28H211V30H209ZM215 28H218V30H217V32L216 31H214L215 30ZM221 28V29H220ZM256 28H258V29H256ZM261 28V29H260ZM12 30V32H11V30ZM41 29V30H40ZM43 29V30H42ZM55 29V30H54ZM69 29V30H68ZM82 29H80V30H82ZM99 29H101V30H99ZM108 29V30H107ZM136 29H138V32H137V30ZM145 29V30H144ZM158 29V30H157ZM168 29V30H167ZM205 31H207L206 33H203L204 32V30ZM4 30V31H3ZM16 30H18V31H16ZM19 30H21V31H19ZM51 30V31H50ZM59 31L60 33H56V31ZM65 30H67V32L65 31ZM79 30V31H80ZM94 30H96V31H94ZM124 32H122V31ZM132 30V31H131ZM143 30V31H142ZM155 30V31H154ZM170 30V33H171V35H170V33L168 32ZM175 30L176 31H178V33L177 32H175ZM186 30V32L184 33V31ZM188 30V31H187ZM195 30L197 31V32H195ZM242 30H244V31H246V32H244V31H242ZM250 30H251V35L249 34L250 33ZM255 30V31H254ZM6 31H7V33H6ZM16 31V32H15ZM28 31V32H27ZM45 31H47V32H45ZM49 31V32H48ZM54 31V32H53ZM75 31V30H74ZM99 31H100V34H101V32L103 31V34H101V35H99L98 33H99ZM136 31V33H133V32H135ZM146 31V32H145ZM148 31V32H147ZM172 31H174V33H172ZM200 31V32H199ZM210 31H212V32H210ZM248 31V32H247ZM10 32V33H9ZM18 32H21V33H18ZM40 32V33H39ZM43 32H44V34H43ZM88 32H92L91 34L89 33V34H87ZM120 32V33H119ZM127 32V33H126ZM129 32V33H128ZM140 32H142V33H140ZM149 32H151L150 34H148ZM156 32H159V34L158 33H156ZM160 32H161V34L163 33V35H161L160 34ZM166 32H168L167 34H168V37H167V34H166ZM191 32H194L193 34L191 33ZM198 32H199V35L201 34V32L203 33V34H201L202 36H200L199 37V35H198V38H199V40H201L202 41V43H200L201 41H198L197 42V37H195V34H196V36H197V34H198ZM218 32L220 33V35L218 34ZM257 32H260V37H259V34L257 33ZM26 33H29V34H31V35H33V36H35V37H31L32 39H30V37L28 36V34H26ZM54 33L55 34H59L60 35V37L62 38V39H60V37H58V36H55L54 35ZM63 33H66V34H63ZM96 33H97V35H96ZM110 33H112L111 35H110ZM123 33V35H121ZM132 33V34H131ZM139 33V34H138ZM145 33H147V34H145ZM153 33H155L154 34V36L152 35ZM180 33V34H179ZM189 33H191L192 35H194L193 37L191 36V34L190 35H187V34H189ZM240 33L241 34H244V33H246V34H244V36L246 37V35L248 36V35H250V37L248 36L247 37V40L248 39H250V40H248L249 42V44L250 45H252L253 43H250V41L252 42H254V40L257 42H254V44H253V46L255 45V43L256 44H259V45H257L256 46V48H251V49H247V47L245 46L246 45V43H247V41H243V39L245 40V37L243 36V35H241L242 37H243V39H241V38H239V35H240ZM257 34V35H255V34ZM10 34H12V36L10 35ZM15 34H16V36H15ZM20 34H21V36H20ZM23 34H24V36H23ZM34 34H36V35H34ZM41 34V35H40ZM52 34V35H51ZM105 34H106V36H105ZM127 34V35H126ZM132 35L131 37L129 36V35ZM134 34H136V36H137V38H135V35ZM144 34V35H143ZM177 34H179V35H181V34H185L186 36L185 37H183L182 35L181 36H179V35H177V36H179V38L176 36ZM205 34H207V38H206V36H205ZM209 34L210 35H212V41H213V43L214 44H212V42H211V39H210V37H209ZM217 34V36H215ZM263 34H264V32H263ZM54 35V36H53ZM64 36V37H62V36ZM75 36V37H78V36ZM93 35V36H92ZM120 35V36H119ZM140 35H143V37L142 36H140ZM165 35V36H164ZM173 35V36H172ZM7 36V37H6ZM28 36V37H27ZM51 36H53V37H51ZM66 37V39L65 40H68V39H70V38H72V37H74L73 35H70L69 37ZM72 36V37H71ZM158 38H157V37ZM238 37V39L240 40H238L237 38H235V39H237L238 41H239V43H238V41L237 40H235L234 39V37ZM253 36V37H252ZM259 37V38H255V37ZM262 36V37H261ZM58 37V38H57ZM74 37V38H75ZM94 37V38H93ZM101 37V38H100ZM106 39H105V38ZM109 39H108V38ZM116 37V38H115ZM117 37H118V39H117ZM121 37V38H120ZM128 37V38H127ZM133 37V38H132ZM150 37V38H149ZM159 37H160V39H159ZM170 37V38H169ZM175 37V38H174ZM182 37V38H181ZM191 37V38H190ZM220 37V38H219ZM2 38V39H1ZM6 38V39H5ZM15 38V39H14ZM24 38H25V40H24ZM113 38V41L111 40ZM124 38V39H123ZM131 38V39H130ZM141 38V39H140ZM149 38V39H148ZM161 38H162V40H161ZM164 38H166L165 40L167 41H164ZM172 38H174V39H172ZM177 38V40H175ZM189 40V39H191V40H196V41H188L187 39ZM228 38V39H227ZM255 38V39H254ZM9 39V40H8ZM26 39H27V41H26ZM40 39V38H39ZM116 41H115V40ZM142 39H144V41L142 40ZM151 39V40H150ZM157 39H158V41H157ZM168 39V40H167ZM170 39H172L171 41H170ZM203 39V40H202ZM210 39V40H209ZM216 39V40H215ZM220 41V39H221V41L220 42H218V40ZM254 39V40H253ZM7 42H6V41ZM65 40H63V41H65ZM118 40V41H117ZM126 41V43L127 44H125L124 42ZM127 40H128V42H127ZM129 40H130V44H129ZM150 40V41H149ZM152 40H154V41H152ZM209 40V41H208ZM9 41V42H8ZM11 41V42H10ZM133 43H132V42ZM142 41V42H141ZM160 41V42H159ZM183 41V42H182ZM205 41V42H204ZM206 41L208 42V43H206ZM215 41V42H214ZM217 41V42H216ZM259 41V42H258ZM4 42V43H3ZM110 42H112V43H110ZM119 42V43H118ZM121 42H123V44L124 45H122V43ZM150 43L151 44V42H152V45H148L147 43ZM156 42H158V43H160V44H157ZM161 42H163V43H161ZM177 42V43H176ZM203 42H204V44H203ZM222 42V43H221ZM7 43H8V45H7ZM10 43V44H9ZM118 43V44H117ZM164 43H165V46H167V48H165V47H163L164 46ZM170 43H171V45H170ZM175 44V46H174V44ZM248 43H247V46H248ZM2 44V45H1ZM115 44V45H114ZM147 44V45H146ZM172 44H173V49H172ZM192 44H194V46L192 45ZM203 44V45H202ZM206 44V45H205ZM208 44H210V45H208ZM221 44V45H220ZM224 44V45H223ZM226 44H228V46L229 47H227V45ZM230 44V45H229ZM11 45V46H10ZM13 45L15 46V47H13ZM106 47H105V46ZM116 45H117V47H118V49H117V47H116ZM127 45V46H126ZM133 46V47H131V46ZM159 45V46H158ZM239 45H240V47L242 48V49H244L245 47V49H244V51L246 50V52H242V50H241V48H240V50L238 49L239 48ZM3 46V47H2ZM109 46H111V49H110V47ZM120 46V47H119ZM144 46H146V47H148L149 49L147 50V48L146 47H144ZM152 46V47H151ZM170 47V50L169 51H172V52H174L173 54H177V55H173V54H170L171 52H169L168 51V49H169V47ZM178 46V47H177ZM224 46V47H223ZM233 48H232V47ZM243 46H245V47H243ZM126 47H128L127 49L128 50H126ZM144 47V49H142ZM203 47V48H202ZM213 47V48H212ZM252 47V46H251ZM101 48V49H100ZM106 48V49H105ZM130 48L131 49H133V48H135L136 49V51L137 52H135V50L133 49V51L132 50H130ZM153 48H155V49H153ZM167 51V52H165V50ZM179 48V49H178ZM190 50H189V49ZM250 48V47H249ZM104 49V50H103ZM138 49H139V51H138ZM172 49V50H171ZM192 49V50H191ZM199 49V50H198ZM239 50V52H238V50ZM2 50H3V52H2ZM11 51V53H10V51ZM149 50H151V52H149ZM161 50V51H160ZM164 50V51H163ZM175 50V51H174ZM198 50V51H197ZM227 50V51H226ZM229 50V51H228ZM261 50V51H260ZM101 51V52H100ZM132 51L133 53V55L130 53V52ZM152 51H154V52H152ZM162 51H163V53H162ZM183 52H186V51H184V50H182ZM196 51V52H195ZM7 52H9V54L7 53ZM27 52V53H26ZM116 52H117V54H116ZM129 52V53H128ZM141 54H140V53ZM179 52V53H180ZM180 53V54H186V53ZM205 52V53H204ZM245 53L244 55V57H243V55L241 56L243 59L241 60V62H239V60H240V57H239V54H242V53ZM248 52V53H247ZM15 53L16 55H13V54ZM20 53V54H19ZM33 53V54H32ZM99 53V54H98ZM147 53H150V54H147ZM155 54L154 56L152 55V54ZM168 53V54H167ZM192 53V54H191ZM236 53V54H235ZM259 53V55L258 56H256L257 54ZM261 53H263L262 54V56L263 57H261L260 55H261ZM35 54V55H34ZM101 54V55H100ZM105 54V55H104ZM141 55V56H138V55ZM157 54V55H156ZM158 54H160L159 56H158ZM195 54H196V56H195ZM215 54L217 55V56H215ZM37 55V56H36ZM101 56V57H99V58H97L98 56ZM114 55V56H113ZM137 55V56H136ZM193 55V56H192ZM205 55V56H204ZM246 55H247V57H246ZM97 56V57H96ZM136 58H135V57ZM145 56V57H144ZM146 56H148V58L146 57ZM153 56V57H152ZM174 57V59H173V57ZM178 56V57H180V58H182L183 60H181V59H179L180 60V62L178 63V57L176 58V57ZM185 56V55H184ZM192 56V57H191ZM221 56V57H220ZM254 56V57H253ZM12 57V58H11ZM139 57H141V58H139ZM169 57V58H168ZM194 57V59H195V61H194V59H192ZM238 57H239V60H237L238 59ZM28 58V59H27ZM34 59V61H37V64H35L36 62H33V59ZM95 60H94V59ZM142 58H143V60H142ZM199 58H200V60H199ZM202 58V59H201ZM211 58H213V59H211ZM237 58V59H236ZM246 58V59H245ZM252 58V59H251ZM256 58V59H255ZM263 58V59H262ZM25 59V60H24ZM124 59V60H123ZM131 59V60H130ZM175 59L177 60V61H175ZM196 59H197V61H196ZM218 61H216V60ZM219 59H220V61H221V63H220V61H219ZM223 59H225L224 60V63H222L223 61L222 60ZM262 59V60H261ZM22 60V61H21ZM89 60V61H88ZM237 60V61H236ZM28 61H30V63L28 62ZM134 61V62H133ZM144 61V62H143ZM176 63H175V62ZM183 61V62H182ZM207 61H208V63H207ZM227 61V60H226ZM247 61V62H246ZM261 61V62H260ZM195 62H196V65H195ZM200 62H202V63H200ZM243 62V63H242ZM245 62V63H244ZM263 62V63H262ZM10 63V64H9ZM39 63V64H38ZM96 63V64H95ZM151 63V64H150ZM217 63H220V64H217ZM239 63H240V65H239ZM242 63V64H241ZM254 63H255V65H254ZM21 64V65H20ZM33 64H35V65H33ZM59 64V63H58ZM133 64H134V66H133ZM139 64V65H138ZM158 64V65H157ZM182 64V65H181ZM193 64H194V66H193ZM215 65V67H214V65ZM217 64V65H216ZM222 64V65H221ZM244 64V66L245 65H251L252 66V68H253V70H252V68L251 69H249V68H247V69H249V70H252V71H254L253 73L251 72H249V70H244V69H242L241 67H244V66H242ZM15 65V66H14ZM19 66V69H18V66ZM44 66V67H39V66ZM94 65H95V67H94ZM105 65L107 66V68L105 67ZM132 65V66H131ZM175 65V66H174ZM176 65H178L177 67H176ZM235 65H236V67H235ZM8 66H9V68H8ZM98 66V67H97ZM100 66V67H99ZM240 66V67H239ZM247 66H245V68L247 67ZM2 67V68H1ZM21 67V68H20ZM32 67H34L33 68V70H32ZM48 67L50 68V69H48ZM117 67V68H116ZM179 67V68H178ZM8 70H7V69ZM37 68V69H36ZM45 68H47V69H45ZM104 68V69H103ZM110 68L112 69V70H110ZM133 68V69H132ZM143 68V69H142ZM148 68V69H147ZM151 68V69H150ZM152 68H154V69H152ZM10 69V70H9ZM18 69V70H17ZM21 69V70H20ZM28 69V71H27V73L29 72V75L31 76V77H29V79H28V77L26 78V79H28V81L25 79V77L24 76H29L27 73H26V70ZM29 69L31 70V72H33V74L32 73H30V71H29ZM103 70V72L102 71H100V70ZM155 69H156V72H155ZM209 69V70H210ZM257 69V70H256ZM14 70V72H11L10 73V71H13ZM19 71V72H17V71ZM39 70L41 71V72H39ZM122 70V71H121ZM126 70V71H125ZM166 70H168V71H166ZM244 70V71H243ZM47 71H48V73H47ZM54 71V70H53ZM123 73H121V72ZM243 71V72H242ZM247 71V72H246ZM255 71H256V74H255ZM9 73L8 75H7V73ZM18 74H17V73ZM25 72V73H24ZM102 73V74H100V73ZM109 72V73H108ZM119 72V73H118ZM135 72H137L136 74H135ZM162 72H164V73H162ZM4 73V74H3ZM6 73V74H5ZM107 73H108V76H107ZM131 73V74H130ZM167 73V74H166ZM249 73V74H248ZM3 74V75H2ZM12 74V75H11ZM16 74V75H15ZM24 74V75H23ZM35 74H36V77H35ZM39 74H41L40 75V77H39ZM95 74V75H94ZM99 74V75H98ZM116 74H118V75H116ZM135 74V75H134ZM142 74V75H141ZM153 74V75H152ZM15 75V76H14ZM46 75H49L50 77H48L47 76V79H46ZM102 75H103V77H102ZM105 75H106V77L108 78H106L105 80L106 81H104V78H105ZM137 75V76H136ZM159 75V76H160ZM253 75H255L254 77H253ZM15 78L14 79V82H13V77ZM33 76V77H32ZM51 76H52V78L54 79V83H55V85H54V83H52V81H53V79L51 78ZM96 76V77H95ZM97 76H99V77H97ZM111 76V77H110ZM132 76H134V77H132ZM251 76V78H249ZM43 77V78H42ZM56 77V78H55ZM118 77V78H117ZM127 77V76H126ZM255 77H257V78H255ZM20 78V79H19ZM24 78V79H23ZM31 78V79H30ZM37 78H38V80H37ZM112 78V79H111ZM115 78V79H114ZM33 79H35V80H33ZM45 79V80H44ZM114 79V80H113ZM151 79V78H150ZM246 79H248L247 81H246ZM251 79V80H250ZM22 80H26V82H24L23 81V83L21 82ZM32 80V81H31ZM47 80V81H46ZM94 80V81H93ZM100 80H101V82H100ZM109 82H108V81ZM149 80V79H148ZM143 81H141V82H143ZM11 82H12V84L14 83V84H17L16 85V87H15V85L13 86V85H11ZM16 82H18V83H16ZM28 82V83H27ZM33 82V83H32ZM42 82V83H41ZM49 82H51V83H49ZM58 82H62L61 84L60 83H58ZM112 82L110 83V84H108V85H111L112 84ZM140 82V83H141ZM247 82V83H246ZM20 83V84H19ZM40 83V84H39ZM46 83H48V85H46ZM94 83V84H93ZM103 83V84H102ZM139 83V84H140ZM206 83H209L210 84V82H209V80H207L206 82H204L203 84V87L205 86H207L205 89H209V87L211 88V86L209 85V84H206ZM259 83L261 84V82L259 81ZM26 84V85H25ZM34 84V85H33ZM43 84H45L47 87H44V85ZM53 84V85H52ZM103 85V86H105V87H102L101 85ZM139 84H137L136 85V87L137 88H141L142 87V85H143V87H144V84H140V87H138L139 86ZM9 85H11V86H13V87H11V86H9ZM18 85H22V87L23 88H21V86H18ZM28 85H30V86H28ZM37 85H38V87H37ZM52 85V86H51ZM57 85H61V87H58ZM99 85V86H98ZM181 84H172V85H169L170 87H173V88H175V89H180V86ZM25 86V87H24ZM27 86V87H26ZM35 87V89L33 88V87ZM40 86V87H39ZM41 86H43V87H41ZM56 86H57V89L58 90H56L55 91V88H56ZM62 86H64V87H62ZM66 86V87H65ZM101 86V87H100ZM180 86V87H179ZM30 87H32L31 89H30ZM100 87V88H99ZM178 87V88H177ZM3 88V89H2ZM14 88V89H13ZM29 88V89H28ZM38 88H41V89H39L38 90ZM43 88H46V89H43ZM61 88V89H60ZM101 88L102 89H104L103 91L101 90ZM10 89V90H9ZM22 89V90H21ZM12 90L14 91V95L13 94H11L10 92H12ZM30 90V92H28ZM31 90H32V95H31ZM46 90V91H45ZM101 90V91H100ZM34 91H36V92H34ZM38 91V92H37ZM43 91V92H42ZM48 91V92H47ZM9 92V93H8ZM28 92V93H27ZM6 95H5V94ZM8 93V94H7ZM13 93V92H12ZM24 93V94H23ZM49 93V94H48ZM25 94L27 95V96H25ZM37 96H36V95ZM48 94V95H47ZM50 94H53V95H51L50 96V98L49 97H43V96H49ZM55 94V95H54ZM57 94H59V98H58V95ZM1 95H2V97H3V99L1 98ZM11 95V96H10ZM12 95H13V97H12ZM20 95H22V96H20ZM29 95H31V98L29 97ZM33 95H35V97L33 96ZM43 95V96H42ZM17 96V97H16ZM185 96L187 97V98H185ZM207 96V95H206ZM206 96H203V97H199L200 99H197L196 97H190V100L188 99L189 97L187 96V95H184V94H182L181 93V96H177L176 98H174V99H171V100H169V102L167 103L168 104V106L170 105V104H173V102H174V104H176V103H180L181 101V104H183V102H184V104H185V102L187 103V104H185V105H189L191 102V104L190 105H196V106H199V105H201V102H202V105H204V103H206L207 104V102L208 101H210V99H212L211 97H210V99L208 98L209 96H207V98H206ZM22 99H21V98ZM28 97V98H27ZM41 97H42V99H41ZM52 97H53V100H52ZM182 97H183V99H182ZM13 98V99H12ZM20 98V99H19ZM25 98V99H24ZM32 99V100H30V99ZM47 100H45V99ZM55 98V99H54ZM180 98V99H179ZM6 99H8L7 101H6ZM34 99V100H33ZM41 99V100H40ZM58 99V100H57ZM182 99V100H181ZM184 99H185V101H184ZM189 100V102H188V100ZM195 99H197V100H195ZM207 99H208V101H207ZM222 98H216L215 99V101L216 102H214V101H211V102H209V104H207L208 106H207V109H206V111L204 112V113H202V114H199L198 116L197 115H189L188 116V118H187V115H185V116H179V115H173V117H170V116H172V115H167V114H162V113H160V112H158L157 113V116H155V118L157 119V120H159V118H160V120H166L167 118L169 119V121L171 122L172 121V123H171V129H172V131L173 132H175L174 130L176 129L177 131L174 133L175 135L177 134V133H179V135H181V136H179V135H176L175 137L179 140V142L181 143H183V141L186 143H184L183 145L185 146V147H187V148H183L184 150H182L181 148H179V150H177V151H189V152H192V151H190V149H191V143L193 142V144L197 141L198 142V144H197V142H196V144L195 145H200V144H203V145H206V144H215V146H217V147H219V148H224V149H226L229 145L231 146V144H232V146L233 147H235V148H238V150H240V151H244L243 149L244 148H246L245 150H249L250 152H254L255 150H256V141H255V139L253 138V136L255 135L254 134V131L257 129V126L255 125V123H253L254 121H255V119L254 118H262V117H264V113L263 112H258V113H255V114H252V115H246V114H244V113H242L243 112V108L242 107H240L239 105H238V107H237V103L234 101V100H232L234 103H236L235 105V107H237V108H239V109H241V116L240 115H238V117L237 116H232L231 115V117L230 116H224V115H218V114H216L215 113V109L217 108V107H219V106H225V105H230L231 103L233 104V102L231 101V100H225L224 101V99H222ZM30 100V101H29ZM40 100V101H39ZM56 100V101H55ZM176 100H178V102L176 101ZM194 100V101H193ZM199 100H201L200 101V104L199 105H197L198 103H199ZM214 100V99H213ZM25 101H27V102H25ZM41 101H42V104H41ZM196 101V102H195ZM205 101H207V102H205ZM2 102H5V104H6V106H5V104L4 103H2ZM18 102V103H17ZM22 104H21V103ZM30 102H31V104H30ZM34 102L36 103V104H34ZM48 102V103H47ZM53 102V103H52ZM55 102V103H54ZM57 102V103H56ZM195 102V103H194ZM217 103V104H213V103ZM218 102H222V104H220V103H218ZM226 102V103H225ZM11 103V104H10ZM50 103V105L52 106V108L48 105ZM52 103V104H51ZM194 103V104H193ZM210 103H211V106H210ZM31 106H30V105ZM47 104V105H46ZM183 104V105H184ZM213 104V105H212ZM231 104V105H232ZM15 107H17V108H15ZM18 105L19 106H21V107H18ZM28 105V106H27ZM44 105H46V107L44 106ZM55 105V106H54ZM234 105V104H233ZM49 106V107H48ZM58 106V107H57ZM64 106H65V108H64ZM67 106V107H66ZM80 106H81V108H80ZM168 106H167V108H168ZM6 109H5V108ZM9 109H8V108ZM34 107V108H33ZM41 107H45V108H47L48 109V111L50 112V111H52L51 112V117L48 119V121L52 124V125H54V126H58V127H55L54 128V126H53V128L55 129V131H56V134H55V131H54V129L52 128V126H50L49 125V122L47 121V122H45V123H43V124H41L40 126H37V127H34V125H32L31 126V123H32V120H33V118L36 116V114L38 113V110H39V108H41ZM54 107V108H53ZM64 109H63V108ZM210 107H212V109L210 108ZM19 108H20V110H19ZM26 108V109H25ZM31 108V109H30ZM209 108V109H208ZM57 110V111H55V110ZM74 110V111H72V110ZM83 111L82 112V114H80L81 113V110ZM10 110V111H9ZM18 110H19V112H18ZM25 110H27V111H25V112H27V113H24V111ZM32 113V114H34L33 115V117L31 116V114H30V116L28 115V112L29 111ZM32 110H33V112H32ZM64 110V111H63ZM5 111H7V114H6V112ZM14 111V112H13ZM21 111V112H20ZM54 111V112H53ZM75 111H76V113H75ZM17 112V113H16ZM64 112V113H63ZM70 114H69V113ZM72 112V113H71ZM163 112V111H162ZM207 112H209L208 113V115H207ZM61 114V115H59V114ZM93 113V114H92ZM215 113V115H213ZM262 113V114H261ZM4 114V115H3ZM6 114V115H5ZM14 114L17 116V118L14 116ZM19 114L21 115V114H23V115H21V116H19ZM57 115V116H55V115ZM69 114V115H68ZM72 114V115H71ZM87 114V115H86ZM204 114V115H203ZM244 114V115H243ZM259 116H261V117H259ZM25 115H27V116H25ZM59 115V116H58ZM66 115H68V117H66ZM162 115V116H161ZM207 115V116H206ZM28 116L30 117V118H32L31 119V121H30V119L28 118ZM75 116V117H74ZM79 116H81V118L79 117ZM87 116V117H86ZM163 116H165L164 118H163ZM170 118H169V117ZM176 116H179V117H176ZM200 116V117H199ZM204 116H205V118H204ZM256 116V117H255ZM258 116V117H257ZM72 117H74V118H72ZM77 117H78V119H77ZM93 117V116H92ZM185 117V118H184ZM196 117V118H195ZM202 117V118H201ZM216 118V120H215V118ZM232 121V122H235L237 119H239L240 121H238L239 123H240V125H239V123L237 124V121H236V124L235 123H232V125H226V121L227 120H229L228 118ZM235 118L236 120H234V119H232V118ZM237 117V118H236ZM241 117V118H240ZM6 118H8V121H10V123L7 121V119ZM12 119V121L10 120V119ZM65 118H66V121H65ZM76 118V119H75ZM162 118V119H161ZM166 118V119H165ZM179 118H181L183 121H184V123H183V121H181V119H179ZM187 118V119H186ZM190 118V119H189ZM199 118H201V120L199 119ZM204 118V119H203ZM218 118V119H217ZM227 118V119H226ZM245 118H246V120H245ZM249 118L251 119V121L249 120ZM6 119V120H5ZM25 119V120H24ZM51 119V120H50ZM55 119V120H54ZM184 119H186V120H184ZM193 119V120H192ZM195 119V120H194ZM241 119H242V121H245V122H247L248 123V125H247V123L245 124V122H244V124L245 125H247V126H245L244 124H243V122L241 121ZM262 119H264V118H262ZM4 120H5V122H4ZM28 120V121H27ZM62 120V121H61ZM67 120H69V121H67ZM178 120V121H177ZM218 120H219V122H218ZM24 121H25V123H24ZM29 122L28 124H27V122ZM74 121H75V123H74ZM175 121H177L176 123H175ZM181 121V122H180ZM191 121V122H190ZM195 121V122H194ZM216 121V122H215ZM249 121V122H248ZM6 122H8V124L6 123ZM21 122H23V123H21ZM59 122H61V123H59ZM66 122H67V124L69 125L70 124V126H67L66 125ZM187 122H188V124H187ZM190 122V123H189ZM218 122V123H217ZM241 122H242V126H241ZM14 123V124H13ZM20 125H19V124ZM48 123V127H46L47 125H45V124H47ZM178 123H179V125H178ZM183 124L182 126H184L186 129L184 130V127H182L181 126V124ZM196 126V123H198L197 124V126H198V128H197V126L194 128L193 127V124ZM202 123V125H203V128H202V125H200ZM205 123V124H204ZM224 123V124H223ZM252 125H254V126H252ZM4 124H6V125H4ZM17 124V125H16ZM26 125V126H24V127H22V125ZM76 124V125H75ZM176 124V128L174 127V125ZM224 125L223 127H222V125ZM14 125H15V127L17 126V128L19 127V126H21V127H19V130L17 129V128H14L13 129V127H14ZM19 125V126H18ZM44 125H45V127L46 128H44V130L42 129V126L44 127ZM173 125V126H172ZM187 125L189 126V127H187ZM236 125H238V128H237V126ZM3 126H5V129L4 128H2ZM31 126V127H30ZM72 126V127H71ZM200 126V127H199ZM205 126H207L208 127V129H207V127H205ZM228 126V127H227ZM236 126V127H235ZM245 126V127H244ZM251 126V127H250ZM256 126V127H255ZM182 127V129H180ZM191 127V128H190ZM193 127V128H192ZM205 127V128H204ZM222 127V128H221ZM231 129H230V128ZM235 127V128H234ZM240 127H241V129H240ZM252 127H254V128H252ZM34 128H36L35 130H34ZM49 130H48V129ZM61 128H63V129H60ZM72 128V129H71ZM85 128V129H84ZM197 128V129H196ZM201 128V129H200ZM245 128H248V129H246L245 130ZM4 129V130H3ZM7 129H8V131H7ZM15 129H17V130H15ZM40 129V130H39ZM41 129H42V131H41ZM81 129V130H80ZM181 131V133H180V131ZM187 129H189V130H187ZM192 129V130H191ZM193 129H195L194 131H193ZM204 131H203V130ZM206 129H207V132H208V136L209 137H207V133H206ZM228 129V130H227ZM235 129V130H234ZM251 129V130H250ZM255 129V130H254ZM6 130V131H5ZM14 130V131H13ZM28 130V131H29ZM48 130V131H47ZM63 130V131H62ZM163 130V131H162ZM197 130V131H196ZM198 130H199V132H198ZM200 130H202L203 132H201ZM213 130V131H212ZM222 130V131H221ZM237 130L240 132H237ZM249 130V131H248ZM33 131V132H32ZM35 131L36 132H38V131H41V133L40 132H38L39 134H35ZM43 131H46V133L48 132L49 134L50 133H52L50 136H49V138H51V136L53 135L54 136V138H55V136H56V138L57 139H53V136H52V138L51 139H48L47 137H48V135H46V133L45 132H43ZM84 131H87V132H84ZM160 131L162 132H158V135H157V137L159 138H161L163 135V132H164V129H160ZM187 131V132H186ZM212 131V133L210 134L209 132H211ZM219 131V132H218ZM228 131H231V132H233V134L231 133V132H229L230 134H228ZM237 133H236V132ZM246 131V132H245ZM252 131V132H251ZM7 132H9V134L7 133ZM18 132V133H17ZM78 132V133H77ZM84 132V133H83ZM187 133V136L185 135L186 133ZM189 132H191V139H190V133ZM214 132V133H213ZM215 132H217V133H215ZM242 132V133H241ZM55 135H54V134ZM76 133L78 134V135H76ZM84 135V136H82V137H79V135L81 136L82 134ZM195 135H194V134ZM235 133V134H234ZM244 133H246V134H244ZM252 133V134H251ZM185 135V137H183L184 135ZM197 134H199V136L197 135ZM203 134V135H202ZM213 134V135H212ZM239 134V135H238ZM240 134H242V138L240 137ZM244 134V135H243ZM248 134H250V136L252 137H248ZM254 134V135H253ZM1 135V134H0ZM35 135H40L39 136V139H38V136L36 137ZM42 135H44L43 136V138H42ZM59 135H60V137H62V139L59 137ZM68 135V136H67ZM73 135H75V136H73ZM160 135V136H159ZM194 135V136H193ZM198 137H197V136ZM200 135H202V136H200ZM206 135V136H205ZM211 135V136H210ZM216 135V136H215ZM230 135V136H229ZM245 135H247V136H245ZM46 136V137H45ZM63 136H66V137H63ZM177 136H179V137H177ZM218 136H220L219 138H217ZM222 136V137H221ZM227 136H229V137H227ZM244 136H245V138H244ZM204 137V138H203ZM214 139H216V141H219V142H216L215 140H212L213 138ZM216 137V138H215ZM225 137H227L226 139H228V141L225 139ZM67 138H69L68 139V141H67ZM77 138V139H76ZM181 138H182V140H181ZM199 138V139H198ZM212 138V139H211ZM246 138H247V141H246ZM42 139V140H41ZM53 139V140H52ZM75 139H76V141H77V144H75L76 143V141H75ZM184 139V140H183ZM186 139L190 142V144H189V142L187 141L186 142ZM190 139V140H189ZM204 139L206 140V142L204 143ZM233 139L235 140V139H237V140H235V142H233ZM238 139H240L241 141H238ZM249 139V140H248ZM253 139V140H252ZM38 140V141H37ZM40 140V141H39ZM64 140H66V141H64ZM80 140V141H79ZM196 140V141H195ZM202 140V141H201ZM209 140H210V142H212V143H210L209 142ZM212 140V141H211ZM221 140H222V142H223V140H224V142L222 143L221 142ZM226 140V141H225ZM232 140V141H231ZM192 141V142H191ZM217 143H215V142ZM231 141V142H230ZM46 142H48V143H46ZM201 142V143H200ZM237 142H238V144H237ZM243 142H245V146L243 145L242 146V143ZM253 142V143H252ZM50 143V144H49ZM54 143V144H53ZM68 143V144H67ZM181 143V144H182ZM200 143V144H199ZM218 143H222V144H218ZM226 143V144H225ZM228 143H231V144H228ZM236 143V145L234 146V144ZM251 143V144H250ZM255 143V144H254ZM43 144H45L44 146H43ZM49 144V145H48ZM53 144V145H52ZM65 144V145H64ZM94 146H93V145ZM92 150H96V152H95V150L93 151V154H94V157L95 158H103V156H106V154L112 149V145L110 146V145H108V147L106 146V147H98V144L97 143H94V141L92 142ZM97 145V147H96V145ZM213 144V145H214ZM48 145V146H47ZM203 145H200V146H203ZM228 145V146H227ZM239 145V146H238ZM247 145H249V147L252 145V146H254V147H251V148H253V149H255V150H251V148H249ZM38 146V147H37ZM41 146V147H40ZM49 147L50 148V146H51V148H50V150L47 148V147ZM109 146H110V148H109ZM155 145H153V147H154ZM188 146H189V148H188ZM227 146V147H226ZM236 146H238V147H236ZM68 147V148H69ZM157 147H158V149H157ZM48 149V151L45 149V150H42L41 151V149ZM99 150H98V149ZM37 149L39 150L38 151V153L40 154V155H38V153H37ZM103 149V150H102ZM153 149V148H152ZM151 149V150H152ZM154 149H156L157 151H155ZM154 149H153V151H151L150 150V152H149V154L150 155H146L145 156V158L146 159H148V160H155V157L157 158L156 160H166V159H171V158H174L173 157V155H171V151L169 152L166 148H163V150H164V152H163V150H162V148L160 147L159 148V146L158 145H156L155 147H154ZM160 149V150H159ZM192 150V149H191ZM195 150V152L193 151V155L195 156L194 158L191 156V153L189 154L188 153V151L187 152H182V153H184V154H188L187 156H185L186 157V159H188L189 161H191V162H197V161H200V160H202L203 158L202 157H200V156H198L197 154H196V149H194ZM102 151V152H101ZM34 152H36V153H34ZM99 152V153H98ZM161 152V153H160ZM42 153V154H41ZM46 153V154H45ZM48 153V154H47ZM96 153V154H95ZM98 153V154H97ZM101 153V154H100ZM152 153H155L154 155V159H151V157H152ZM167 154V156H166V154ZM36 155H38V156H36ZM47 155V156H46ZM49 155H50V157H49ZM158 157H157V156ZM41 156H45V157H47V158H49V159H51V156H52V159H53V157H54V159H55V161L58 163H56L54 160V165H53V163H52V159L49 161V159H46L45 157L43 158V157H41ZM71 156H72V158H71ZM166 156V157H165ZM188 156H189V158H188ZM36 158V161H33V160H35V158ZM41 157V158H40ZM184 157V158H185ZM241 157H243V160L244 159H246V160H248V158H249V160H251L252 158H254L255 159V161H264V155H263V157H261L260 156V158H258V157H252V156H247V158L245 157V154L244 155H240V158ZM245 157V158H244ZM252 157V158H251ZM58 158H60V159H64L65 161H62L61 160V162H63V164L61 163V162H59L60 161V159L59 160H56V159H58ZM150 158V159H149ZM159 158V159H158ZM162 158V159H161ZM194 159L193 161L191 160V159ZM199 158H201L200 160H199ZM209 158V157H208ZM207 158V159H208ZM227 158H229V159H231L230 157H227ZM226 158V159H227ZM234 158V157H233ZM237 159H238V157H236ZM235 158V159H236ZM258 158V159H257ZM39 159H41V161L39 160ZM44 159V160H43ZM45 159H46V161H45ZM71 159V160H70ZM236 159V160H237ZM32 160V161H31ZM40 162H39V161ZM18 161V162H17ZM28 161H30L31 163H32V165H31V163H29ZM42 161H44V162H42ZM49 161V162H48ZM68 161H70L69 162V164L67 163ZM252 161H254V160H252ZM37 162H39V163H37ZM42 162V163H41ZM50 162L52 163V164H50ZM44 163V164H43ZM49 163V164H48ZM89 163H90V167L88 166L87 167V165H89ZM21 164H22V167H21ZM34 164V165H33ZM39 164L41 165V166H43V167H41L40 168V166H39ZM59 164H60V166H59ZM82 164V165H81ZM18 167H17V166ZM24 165V166H23ZM28 165V166H27ZM35 165H37V166H35ZM48 165H53L52 167L50 166H48ZM61 165L63 166V167H61ZM93 165V166H92ZM25 166H27V167H25ZM31 166H33L32 168H31ZM37 167V168H36ZM38 167H39V169H40V171H39V169H38ZM47 167V169H45L44 170V168H46ZM54 167V168H53ZM58 167V168H57ZM81 167H82V169H81ZM86 167H87V169H86ZM93 167V168H92ZM23 168V169H22ZM92 170H91V169ZM24 169H26V170H24ZM31 169V170H30ZM49 169V170H48ZM57 169V170H56ZM59 169V170H58ZM88 169H89V172H91V173H89L88 172ZM4 170V169H3ZM38 170V171H37ZM43 170V171H42ZM48 170V171H47ZM54 171V173H53V171ZM56 170V171H55ZM85 170V171H84ZM44 171H47V172H45V174H44ZM58 171V172H57ZM193 172V174H192V172ZM190 172H189V174L191 175V176H199L200 174L202 175V173H203V175L205 174L204 172H201L200 170L198 171V169H195V170H191ZM37 172H39V173H37ZM41 172H42V174H41ZM48 172H50V173H48ZM70 172V173H69ZM198 172L200 173V174H198ZM37 173V174H36ZM48 173V174H47ZM58 173V174H57ZM70 175H69V174ZM71 173H72V175H71ZM83 173H84V175H83ZM47 174V175H46ZM50 174V175H49ZM60 175V176H57V175ZM67 174V176H65ZM87 174V175H86ZM90 174V175H89ZM40 175V176H39ZM53 175V176H52ZM55 175V176H54ZM48 176H49V178H48ZM52 176V177H51ZM71 177V178H70ZM34 178H38L39 180L37 181V179H34ZM40 178H48V180H45L46 181V183H45V181L43 180V183L44 184H42V179H40ZM53 180V181H49V180ZM74 180V182L71 180ZM36 180V182H34ZM82 180V181H83ZM4 181V182H3ZM40 182H41V184H40ZM47 182H48V184H47ZM50 182H52V183H50ZM9 183H10V185H9ZM50 183V184H49ZM54 183V184H53ZM69 183H71L70 185H69ZM35 184H37V186L35 185ZM46 184H47V186H46ZM12 185V187H10ZM35 185V186H34ZM49 185H51V187H49ZM22 186V188H20ZM38 186H40V187H38ZM45 186V187H44ZM29 187V188H28ZM82 187V186H81ZM36 188H38V189H36ZM39 188H41L40 190H39ZM8 189V188H7ZM21 189V190H20ZM29 189V190H30ZM35 189V190H34ZM58 189V190H57ZM18 191H19V193H18ZM35 191V192H34ZM38 191V192H37ZM56 191H58V192H56ZM13 192L14 193H16V194H13ZM56 194H55V193ZM34 193H36V194H34ZM38 193V194H37ZM52 193V194H51ZM48 194V193H47ZM39 195V196H38ZM52 195V196H51ZM54 195V196H53ZM16 196V197H15ZM32 196H30L29 197V200L31 201L30 203H32L33 202V199H31L32 198ZM11 197H14V198H11ZM34 197H37V198H34ZM4 198H7V199H4ZM20 198V199H19ZM3 199V200H2ZM13 199V200H12ZM6 200V201H5ZM8 205H6V206H8ZM86 206V205H85ZM92 206V205H91ZM91 206H89V205H87V207H91ZM10 207H8L7 208V214H8V216L10 215L9 213H10V209H9ZM42 211V212H41ZM9 212V213H8ZM36 214V215H35ZM42 214V215H41ZM2 215V213H0V216ZM32 215L34 216V218H33V216H31V217H29V221H28V223L29 224H32V222L33 221H35V224H41V223H43V222H45L47 219V217L49 216V213H48V210H36V211H33V213H32ZM38 215H39V218H38ZM41 215V216H40ZM44 215H45V217H44ZM43 216V217H42ZM32 218V222H31V219ZM41 218V219H40ZM39 221V222H38ZM41 221V222H40ZM188 221V220H187ZM18 222H20V221H18ZM33 225H34V222H33ZM181 228V225H178L173 231H172V234H174V235H176L177 234V231L179 232V229L178 228ZM176 231V232H175ZM175 232V233H174ZM164 243V242H163Z\"/></svg>","mask_w":264,"mask_h":264}]
</instances>
